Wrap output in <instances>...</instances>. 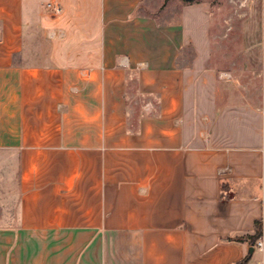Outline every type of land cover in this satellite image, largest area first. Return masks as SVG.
Here are the masks:
<instances>
[{"label":"crops","instance_id":"crops-1","mask_svg":"<svg viewBox=\"0 0 264 264\" xmlns=\"http://www.w3.org/2000/svg\"><path fill=\"white\" fill-rule=\"evenodd\" d=\"M214 25L208 2L0 0V264H264V24L239 71Z\"/></svg>","mask_w":264,"mask_h":264},{"label":"rangeland","instance_id":"rangeland-1","mask_svg":"<svg viewBox=\"0 0 264 264\" xmlns=\"http://www.w3.org/2000/svg\"><path fill=\"white\" fill-rule=\"evenodd\" d=\"M167 1V0H166ZM185 4L195 2H208L211 5V14L215 25L213 27V35H215L217 42L219 44L225 41L226 50L232 52L231 58H224V54H217V58L214 59L215 63L221 70L233 66V68L239 71L243 61H241L238 52L244 47V33L246 23L252 24L254 29V36H257L256 31L258 28L262 27L264 24V0H183ZM167 3V2H165ZM166 5V4H165ZM164 5V6H165ZM153 8L154 3H152ZM191 18L199 21L201 24L204 20L203 14L201 11H194L191 14ZM251 29L249 28L248 37L249 42L251 41ZM225 39V40H224ZM221 41V42H220ZM261 53V51H258ZM256 53V50H253L251 54ZM187 58H191V54H187ZM252 75V74H251ZM253 77V75L251 76ZM239 74L234 78L226 77V80L231 83L237 82ZM236 84V83H235ZM234 95H239V91H235ZM7 159L6 155L0 154V163L5 162ZM6 172L0 171V180L5 178ZM256 258V255L253 259Z\"/></svg>","mask_w":264,"mask_h":264},{"label":"built area","instance_id":"built-area-1","mask_svg":"<svg viewBox=\"0 0 264 264\" xmlns=\"http://www.w3.org/2000/svg\"><path fill=\"white\" fill-rule=\"evenodd\" d=\"M47 7L49 9L53 10L54 12L60 11V8L58 6H55L52 4H48ZM253 247H254V249H257V250H263L264 249V237L258 239Z\"/></svg>","mask_w":264,"mask_h":264},{"label":"trees","instance_id":"trees-1","mask_svg":"<svg viewBox=\"0 0 264 264\" xmlns=\"http://www.w3.org/2000/svg\"><path fill=\"white\" fill-rule=\"evenodd\" d=\"M189 3H192V2L190 1ZM258 226H259V222L256 223V232H255V235L249 237V239H250V241H251V243H252L253 246L255 245V243L257 242V240L259 239V237L261 235ZM238 240L240 241V240H243V239H238ZM238 240H236V241H238ZM229 241H233V240L232 239H229ZM244 263H247V260H245L242 264H244Z\"/></svg>","mask_w":264,"mask_h":264},{"label":"water","instance_id":"water-1","mask_svg":"<svg viewBox=\"0 0 264 264\" xmlns=\"http://www.w3.org/2000/svg\"><path fill=\"white\" fill-rule=\"evenodd\" d=\"M250 254H253V252H254V247H252L251 249H250Z\"/></svg>","mask_w":264,"mask_h":264}]
</instances>
